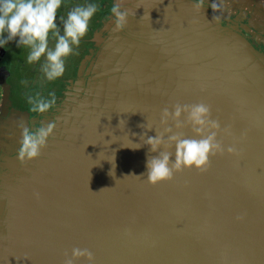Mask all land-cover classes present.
I'll list each match as a JSON object with an SVG mask.
<instances>
[{"label":"water","instance_id":"obj_1","mask_svg":"<svg viewBox=\"0 0 264 264\" xmlns=\"http://www.w3.org/2000/svg\"><path fill=\"white\" fill-rule=\"evenodd\" d=\"M113 3L127 24L111 19L95 39L89 76L55 108L41 155L0 154V264H63L73 248L94 264H264V56L192 0ZM198 103L236 153L149 185L159 149L141 135L163 132L164 108Z\"/></svg>","mask_w":264,"mask_h":264},{"label":"clouds","instance_id":"obj_2","mask_svg":"<svg viewBox=\"0 0 264 264\" xmlns=\"http://www.w3.org/2000/svg\"><path fill=\"white\" fill-rule=\"evenodd\" d=\"M203 2L204 0H199L195 7L202 8ZM61 4L62 0H0V47L13 40L17 41V46L28 47L29 64L39 61L46 54V61L41 66V71L48 81H54L64 74L65 58L73 53V46H79L99 7L91 3L72 8L64 21L61 35L55 23L56 13ZM210 8L216 11L219 5L213 2ZM110 12L114 17L115 30L122 31L127 24L128 13L121 10L120 3L114 4ZM49 33L56 38L53 49H49L48 46ZM28 104L31 105L30 110L33 113H47L56 105V93H49L48 98L39 95L30 96ZM210 112V107L204 103L177 104L171 112L168 108H164L160 121L161 125L165 126L163 132H156L155 137L146 140L141 135L150 152L156 153L159 149L158 155L149 156L147 159L145 175L149 185L155 186L160 182L171 181L176 173L185 169L207 171L210 156L222 155L225 151L230 155L236 153L234 146L225 149L217 139L221 126L219 121L210 118ZM170 120L177 129L191 126L195 135L185 137L182 132H173L171 127L166 126ZM20 127L22 132L18 150L19 159L28 161L38 158L54 131L55 123L49 122L34 130L23 124H20ZM223 131L227 133L228 129ZM173 147L174 159L173 152L167 150ZM80 259L85 260L87 264L95 262L94 254L89 249L73 248L70 256L65 253L63 264H76Z\"/></svg>","mask_w":264,"mask_h":264},{"label":"flooded vegetation","instance_id":"obj_3","mask_svg":"<svg viewBox=\"0 0 264 264\" xmlns=\"http://www.w3.org/2000/svg\"><path fill=\"white\" fill-rule=\"evenodd\" d=\"M192 1L196 4L199 3V0ZM213 2L219 5L216 11L210 8ZM91 3H95L99 7L89 23V33L83 40L84 45L82 50L77 54L78 57L74 58L75 61L72 64L69 66L65 65L64 74L56 79L58 80L57 82L55 80L52 81V84L49 86L50 88L47 90L56 93V105L47 113L36 114L30 110L31 105L28 104V98L31 95L28 92L26 94L20 93L23 96L25 104L23 107H17L13 103L16 102L14 96L9 91L8 96L11 98V101H9L7 106L0 107V154L9 156L18 154L22 132L20 124L33 130L42 125H47L56 113L55 108L60 106L65 97L75 92V89L78 87L77 80L82 79L84 82L89 76L85 71L98 49L95 39L106 35L108 28H105L109 27V21L114 19L110 12L111 7L114 5L113 0H62L55 19L57 29L62 35L66 17L62 18L61 15L65 12V5L69 4V9L67 10L69 12L76 6ZM202 8L218 17L217 21L222 27L241 36L256 52L264 56V0H204ZM55 39V36L52 39L49 37L51 41ZM14 43H17V41H10L4 46L14 45ZM4 46L0 47V67H5L4 62L8 55ZM84 55L88 57L84 59L83 63H80ZM8 59L10 61V58ZM36 67L35 65L34 71ZM7 77L8 74L6 75ZM37 95L42 97L43 94L38 91L34 96ZM2 171L3 169L0 167V176Z\"/></svg>","mask_w":264,"mask_h":264},{"label":"trees","instance_id":"obj_4","mask_svg":"<svg viewBox=\"0 0 264 264\" xmlns=\"http://www.w3.org/2000/svg\"><path fill=\"white\" fill-rule=\"evenodd\" d=\"M68 9H69V4H66L65 12L63 13V15H61L62 18L67 17ZM88 33L89 31L81 39L79 46H74V47L78 49L80 47V49H82L84 45L83 40L88 35ZM49 37L52 39L53 34L49 33ZM5 38H6V34H5ZM4 49L7 50L9 56L7 55V58L5 59L6 61L4 62L5 67L2 68H4V70L8 74V77L6 78L5 76L4 79H5V83L8 84L9 86L10 93L12 94L14 90L16 91L18 89L19 91H21L26 86H30V82L32 80L31 75L34 71V67L37 64V61L31 64L27 62V56L29 54L30 49L26 46L23 45L17 46V43H14V45L4 46ZM8 58H10V61ZM55 81L57 82L58 80Z\"/></svg>","mask_w":264,"mask_h":264},{"label":"rangeland","instance_id":"obj_5","mask_svg":"<svg viewBox=\"0 0 264 264\" xmlns=\"http://www.w3.org/2000/svg\"><path fill=\"white\" fill-rule=\"evenodd\" d=\"M55 43H56V39L53 41L49 40V44H48L49 49H53L55 46ZM81 50L82 49H80V47L78 49V48L73 46V53L70 56H68L67 58H65V65L69 66L70 64H72L75 61L74 58L78 57L77 54L80 53ZM45 61H46V54H45V56H42L39 61H37V64H36L37 67L33 73L32 80L30 82V86H26L22 90L20 89L23 92L19 91L18 89L16 91L12 92V95L14 96V99L16 101V102H13L15 106L23 107L25 104L23 96H22V94L20 95V93L26 94L28 92L29 95L34 96L39 91V93L42 92L43 98H48L49 93H51V92L47 91V90L50 88L49 86H50V84H52V81H48L46 79V77L44 76L43 72L41 71V66L45 63ZM37 72L40 74L38 75ZM35 73H37V74H35ZM8 95H9V93H8ZM1 96H2V88L0 85V107H1ZM16 97L18 98L17 100H16ZM8 99H9V101H11V98L9 96H8Z\"/></svg>","mask_w":264,"mask_h":264}]
</instances>
